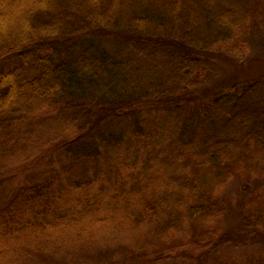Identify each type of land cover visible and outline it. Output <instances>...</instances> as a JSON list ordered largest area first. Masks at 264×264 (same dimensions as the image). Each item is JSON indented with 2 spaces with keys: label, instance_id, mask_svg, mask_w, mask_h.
<instances>
[{
  "label": "trees",
  "instance_id": "obj_1",
  "mask_svg": "<svg viewBox=\"0 0 264 264\" xmlns=\"http://www.w3.org/2000/svg\"><path fill=\"white\" fill-rule=\"evenodd\" d=\"M255 25L264 0H0V264H264L224 250L264 237V75L206 85Z\"/></svg>",
  "mask_w": 264,
  "mask_h": 264
},
{
  "label": "rangeland",
  "instance_id": "obj_2",
  "mask_svg": "<svg viewBox=\"0 0 264 264\" xmlns=\"http://www.w3.org/2000/svg\"><path fill=\"white\" fill-rule=\"evenodd\" d=\"M247 41L250 44V51L245 57H229L223 58L216 63L215 72L211 76L208 82L209 86L221 83H229L232 78L235 79H246L255 78L264 75V25L263 26H251L249 29ZM222 89V88H221ZM264 182V177H263ZM252 185L245 183L242 179H231L225 188L221 192L223 200L226 202H231L232 199L236 200L242 197L243 190H247V187L253 188ZM225 229L232 231L237 229L238 222L227 217L224 221ZM244 235V234H243ZM248 235V234H246ZM225 252L228 254L243 252V251H253V250H264V237L261 239H248L245 244H234L225 247ZM193 264H199V261H195Z\"/></svg>",
  "mask_w": 264,
  "mask_h": 264
}]
</instances>
